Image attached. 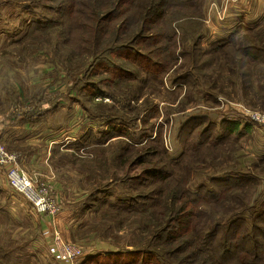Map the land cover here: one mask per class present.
<instances>
[{"label": "rangeland", "instance_id": "obj_1", "mask_svg": "<svg viewBox=\"0 0 264 264\" xmlns=\"http://www.w3.org/2000/svg\"><path fill=\"white\" fill-rule=\"evenodd\" d=\"M201 3L204 7L205 0ZM47 6L56 5L45 0H0V31L5 29L6 35L13 37L2 56L14 58L9 65L8 87L0 93V110L14 107V114L15 110H22L27 118L35 114L34 107L39 106L46 109L42 111L41 118H47L58 110L56 105H62L58 103H63L67 106L62 111L63 121H73L78 116L83 124L80 133L84 132L86 139L79 144H69L72 154L63 157V164L67 161L78 175H72L67 168L60 176L75 190L79 184L80 196L76 195L74 202L65 210L59 201V214L63 210L69 213V223L63 220L65 228L61 227L59 233L88 254L79 264H89L99 254L133 250L153 251L164 264H170L165 250L154 243L166 219L162 212L154 211L152 196L164 188L176 206L190 202L198 206L199 211L209 213L215 222L223 224L242 214L251 224V218L262 213L264 201V19L257 29L247 30L221 46L203 50L200 42L196 54L194 43L197 40L190 36L191 31L187 38L183 30L177 31L181 42L176 50L178 65L165 74L163 85L157 80L148 84L145 78L134 81L133 87L137 85L138 93L144 94L138 101L128 102L129 106L121 92L105 82V73L93 74L90 56H79L58 42L57 29L46 32L45 37L38 36L45 30L38 28L42 25L40 22L59 21L58 15L47 10ZM191 11L196 18H203L202 9H182L172 25L180 28L176 20L190 15ZM198 22L193 28L195 36L196 33L202 35L205 27L202 19ZM28 32L29 38L22 41ZM185 52L190 53L189 58H184ZM182 74L188 81L173 84L175 75ZM0 78L4 83V76L0 75ZM87 86L99 91L95 100L86 92ZM97 97L103 100L98 101ZM106 98L110 101H105ZM250 115L259 117L261 121H255ZM236 122H241L242 128L222 140L223 145L202 148L204 128L212 123L218 137H221L226 132L224 129ZM246 124L250 125L249 129L245 128ZM112 125L123 126L128 136L116 137L99 148L92 147V139L101 137L102 131H107ZM190 127L193 128L191 132ZM156 137L159 143L152 148L155 150L152 162L147 164L136 160L143 153L136 146ZM60 140L58 145L64 151L65 135ZM127 145H132L134 150L127 153ZM125 153L130 157L126 161ZM17 159L26 170L19 154ZM147 168L166 169L172 177L168 180L149 176L145 172ZM236 169H245L256 178L257 191L249 207L235 206L243 200L230 196L226 198L227 209H223V202L207 205L210 202L202 199L198 192L191 200L190 190L196 192L199 187L208 185L211 178L239 172ZM32 176L39 178L34 173ZM55 177L53 173L43 181L51 185L50 181ZM180 177H185V180L182 182ZM159 183L163 185L157 186ZM51 187L52 194L56 196L53 185ZM129 200L135 203L124 207ZM4 203L5 198L0 197V212ZM1 214L0 225L5 227V233L18 228L5 211ZM5 238L4 235L0 239V264L26 262V252H19L26 251L29 237ZM39 239L41 236L37 233L31 242ZM51 246L49 244V248ZM92 253L97 254L88 260ZM183 255L181 253L180 256ZM51 258L53 264H61L55 255ZM30 262L31 259L28 264Z\"/></svg>", "mask_w": 264, "mask_h": 264}, {"label": "trees", "instance_id": "obj_2", "mask_svg": "<svg viewBox=\"0 0 264 264\" xmlns=\"http://www.w3.org/2000/svg\"><path fill=\"white\" fill-rule=\"evenodd\" d=\"M45 1L56 5L47 6V10L58 15L59 21L52 19L49 24L40 22L42 25L38 28L45 30L38 36H46L51 30L57 29L58 42L68 46L79 56H90L93 74L105 73V82L119 90L127 103L138 101L144 94L138 93L137 85L133 87L134 81L145 78L148 84L157 80L163 85L165 74L178 65L176 50L181 46L178 32L183 30V35L187 38L188 32L191 31L190 36L197 40L194 43L195 54L201 42V35L196 33L195 36L193 28H196L195 24L202 18H196L193 11L190 15L176 20L180 23V28L172 25L175 16L182 9L200 11L201 0ZM27 38L29 32L22 41ZM183 56L189 58L190 53L185 52ZM173 80V84H183L188 78L182 74L175 75ZM140 89L142 91V87ZM86 92L95 100L99 91L87 86ZM108 96L114 97L115 94ZM238 125L239 123L230 124L224 129L225 134L218 137L216 126L211 123L204 128L202 148L223 145L221 141L239 130ZM191 128L190 132L193 129ZM116 130L119 131L118 134L114 133ZM119 136H128L127 131L123 126L112 125L101 137L92 139V147L104 146L105 142ZM148 141L136 146L137 149L143 150L136 160L147 164L154 158L155 150L152 148L155 145L157 147L159 143L158 137L149 141L150 145L147 146ZM130 149H133L132 145H127L126 152L129 153ZM127 153L125 161L130 158ZM236 170L239 172L211 178L208 185L199 187L196 192L190 190L191 200L193 201L198 192L202 199L210 202L206 203L207 205L214 206L223 202V209H227L226 198L230 196L239 201L243 200L235 206L249 207V202L257 191L254 183L256 178L245 169ZM145 172L158 179L169 180L172 177L169 176L168 170L161 168H147ZM180 179L183 182L185 177ZM152 198L154 211L162 212L166 219L164 226L156 234L154 243L165 250L170 264H264V201L262 213L259 216L254 215L250 220L251 224L242 214H237L231 221L229 219L223 224L215 222L209 213L199 211L198 206L190 202L185 201L181 206L174 205L165 188ZM127 202L124 207L135 203L134 200ZM181 253H184L182 257ZM96 256L98 257L89 264H164L153 251H116ZM92 258L93 256H90L88 260Z\"/></svg>", "mask_w": 264, "mask_h": 264}, {"label": "crops", "instance_id": "obj_3", "mask_svg": "<svg viewBox=\"0 0 264 264\" xmlns=\"http://www.w3.org/2000/svg\"><path fill=\"white\" fill-rule=\"evenodd\" d=\"M202 14V22L205 27L201 35V43L204 48L202 49L206 50V48L216 45L221 46L234 37L238 38L247 30L257 29L264 19V0H241L237 3H228L226 0H205ZM9 40L13 41V37L6 35L5 29L0 31V75L5 79L4 83L0 81V93L3 88L8 87L7 81L11 76L9 65L14 60L13 57L2 56L11 44ZM58 104L62 105H56L55 109L58 108V110L47 118L45 116L41 118L42 111L46 109H40L39 106H35L33 112L36 113L27 118L24 117L22 110H15L16 114H14L12 112L14 107L5 108L4 111L0 110V132L4 144L10 151L19 154L21 164L31 174L34 173L41 180L43 178L46 180L45 178L52 177V174L55 173L56 177L50 182H52L51 185H53L57 199L62 204V209L65 210L74 202L76 195L80 196L78 190L81 188L78 189V186H81L77 184L75 190L73 186L65 184L60 179L62 171L67 168H70L72 175H78V172L71 168L67 161L63 164V157L72 154L71 146L68 147L69 144H79L86 137L83 136L84 132L80 133V127L83 124L79 122L78 116L73 121H63L62 111L66 110L67 106L63 103ZM236 123H239L238 129H241V122ZM249 127V124L245 125L246 129ZM62 134L67 140L64 141V151H61L58 145L64 136ZM0 192L3 193L0 197L5 198L4 205H1L3 210L0 212V220L1 213L5 211L8 217L18 224V228L10 233H5V227L0 225V239L4 235L8 240L29 237L26 251L19 252L21 254L26 252L27 260L23 264H28L29 259H31L30 264H53L49 241L42 233L55 225L65 228L63 220L69 223L68 211L63 210V213L55 219L36 214L30 203L10 187L4 169H0ZM37 233L40 234L41 239L31 242ZM94 254L97 253H92L91 256Z\"/></svg>", "mask_w": 264, "mask_h": 264}, {"label": "built area", "instance_id": "obj_4", "mask_svg": "<svg viewBox=\"0 0 264 264\" xmlns=\"http://www.w3.org/2000/svg\"><path fill=\"white\" fill-rule=\"evenodd\" d=\"M236 2L237 0H226ZM98 101L103 100L100 97ZM109 102L110 99H105ZM255 121L260 122L261 119L254 115H250ZM0 169H4L11 187L21 194L32 206L36 214L49 216L55 219L60 213L59 200L52 194V187L49 183L37 179L29 174L18 164L17 154L10 152L2 140L0 132ZM61 227L55 225L51 229L43 231V236L50 239V252L60 259L61 264H79L80 261L87 256L79 245L67 241L63 233H59ZM88 253V252H87Z\"/></svg>", "mask_w": 264, "mask_h": 264}]
</instances>
